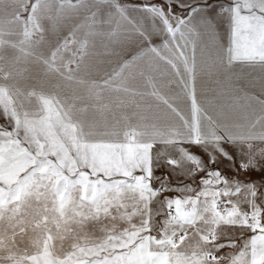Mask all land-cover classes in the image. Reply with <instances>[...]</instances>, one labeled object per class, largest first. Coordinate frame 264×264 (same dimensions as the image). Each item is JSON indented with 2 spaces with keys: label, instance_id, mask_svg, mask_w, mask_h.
<instances>
[{
  "label": "snow or ice",
  "instance_id": "1",
  "mask_svg": "<svg viewBox=\"0 0 264 264\" xmlns=\"http://www.w3.org/2000/svg\"><path fill=\"white\" fill-rule=\"evenodd\" d=\"M0 264H264V0H0Z\"/></svg>",
  "mask_w": 264,
  "mask_h": 264
}]
</instances>
